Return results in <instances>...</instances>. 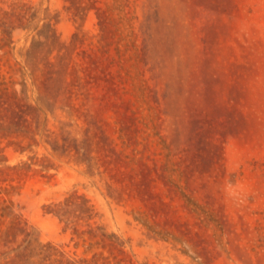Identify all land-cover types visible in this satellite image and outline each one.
I'll list each match as a JSON object with an SVG mask.
<instances>
[{"label":"rangeland","instance_id":"rangeland-1","mask_svg":"<svg viewBox=\"0 0 264 264\" xmlns=\"http://www.w3.org/2000/svg\"><path fill=\"white\" fill-rule=\"evenodd\" d=\"M96 259L264 264V0H0V264Z\"/></svg>","mask_w":264,"mask_h":264},{"label":"trees","instance_id":"trees-1","mask_svg":"<svg viewBox=\"0 0 264 264\" xmlns=\"http://www.w3.org/2000/svg\"><path fill=\"white\" fill-rule=\"evenodd\" d=\"M54 212H55V214H57V215H60V214H61L59 211H54ZM89 233H90V234H93L94 236L99 235V233H97V232L94 231L93 229H90V230H89ZM100 236H101V239H102V240H105V238L107 237L106 234L103 233V232L100 233ZM110 244H111L112 247L115 248V247H116L118 244H120V243H118L116 240H113V241L110 242ZM97 262H98V259H96V260L94 261L93 264H97ZM67 264H90V263H84V262H78V261H69Z\"/></svg>","mask_w":264,"mask_h":264}]
</instances>
